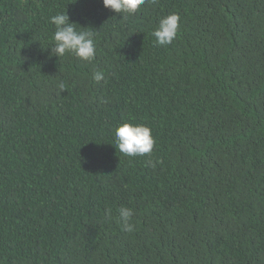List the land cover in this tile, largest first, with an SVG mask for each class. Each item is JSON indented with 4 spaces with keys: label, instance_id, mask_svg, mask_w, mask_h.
Masks as SVG:
<instances>
[{
    "label": "trees",
    "instance_id": "16d2710c",
    "mask_svg": "<svg viewBox=\"0 0 264 264\" xmlns=\"http://www.w3.org/2000/svg\"><path fill=\"white\" fill-rule=\"evenodd\" d=\"M63 12L92 62L49 56ZM124 121L150 154L113 146ZM0 264H264V0H0Z\"/></svg>",
    "mask_w": 264,
    "mask_h": 264
},
{
    "label": "clouds",
    "instance_id": "9594fccd",
    "mask_svg": "<svg viewBox=\"0 0 264 264\" xmlns=\"http://www.w3.org/2000/svg\"><path fill=\"white\" fill-rule=\"evenodd\" d=\"M75 2V0H73ZM146 0H102V5L120 14H135ZM179 15L177 13H169L161 16L152 31L155 42L160 46H167L176 38L179 28ZM49 22L55 26L52 35L51 47H45L49 50V56L59 57L65 54H71L80 60L92 62L96 56L95 35L94 31L84 30L81 26L77 30V23L70 21L66 12L57 13L49 18ZM92 79L99 82L104 79L102 71H96L92 75ZM59 89H65V84L60 82ZM113 146L125 156H143L150 154L153 150L155 140L151 134V129L144 124H134L130 121L118 123L114 127ZM148 163L155 167L152 161ZM118 223L126 232H132L135 225L131 223L132 209L122 206L118 209Z\"/></svg>",
    "mask_w": 264,
    "mask_h": 264
}]
</instances>
